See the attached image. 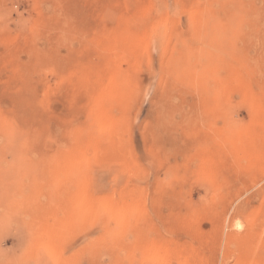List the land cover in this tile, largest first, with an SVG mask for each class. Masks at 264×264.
<instances>
[{
    "label": "rangeland",
    "instance_id": "obj_1",
    "mask_svg": "<svg viewBox=\"0 0 264 264\" xmlns=\"http://www.w3.org/2000/svg\"><path fill=\"white\" fill-rule=\"evenodd\" d=\"M0 264H264V0H0Z\"/></svg>",
    "mask_w": 264,
    "mask_h": 264
},
{
    "label": "bare ground",
    "instance_id": "obj_2",
    "mask_svg": "<svg viewBox=\"0 0 264 264\" xmlns=\"http://www.w3.org/2000/svg\"><path fill=\"white\" fill-rule=\"evenodd\" d=\"M112 213V212H111ZM110 213V214H111ZM113 214V213H112ZM114 215V214H113ZM112 215V216H113ZM111 216V215H110ZM117 218V221L120 219V217L122 218V214L120 212H118L116 215H114Z\"/></svg>",
    "mask_w": 264,
    "mask_h": 264
}]
</instances>
